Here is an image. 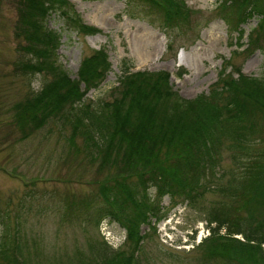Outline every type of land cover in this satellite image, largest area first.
<instances>
[{
	"label": "trees",
	"instance_id": "trees-1",
	"mask_svg": "<svg viewBox=\"0 0 264 264\" xmlns=\"http://www.w3.org/2000/svg\"><path fill=\"white\" fill-rule=\"evenodd\" d=\"M216 1L218 17L227 24L231 36L239 34V41L244 36L243 26L258 17L257 37L250 35L245 50L254 54L264 35V0ZM127 2L128 8L142 5L148 14L159 16L166 30L188 25L192 16L185 0ZM55 12L72 31L91 36L101 33L85 25L67 0H21L15 35L23 42L20 52L26 60L17 64V69L21 67L32 76L47 74L52 79L18 105L16 119L23 129H40L51 118L63 119L72 128L69 142L83 139L104 163L118 165L120 174L112 177L114 183L100 191L101 204L71 201L66 213L91 215L97 225L105 219L118 221L126 228L130 245L126 253L110 249L104 241L105 248L95 249L96 254L92 246L86 257L77 252L73 264H142L139 256L148 233L142 234V225L151 227L154 222L155 227L162 220L166 197L172 201L183 198L193 205L202 198L200 194L217 190L237 199L238 206L233 215L223 209L211 213L210 222L216 226L196 248L203 254L202 261L243 264L245 258H258L264 263V152L248 160L243 172L248 182L241 191L207 180L216 175L225 138L230 137L232 146L243 151L256 136L264 142V134H257L264 126V80L247 76L241 69L236 78L223 66L208 95L187 99L175 89L167 71L133 72L124 60L113 100L93 104L85 97L100 88L110 71L107 54L99 50L85 58L78 78L72 80L59 63L61 37L48 25ZM122 174H135L138 180L130 183L125 176L121 179ZM206 187L208 190H203ZM153 188L155 194L151 195ZM3 237L0 234L2 264H35L32 254L40 259V245L26 256L22 238L15 235L12 242L4 244Z\"/></svg>",
	"mask_w": 264,
	"mask_h": 264
},
{
	"label": "rangeland",
	"instance_id": "rangeland-1",
	"mask_svg": "<svg viewBox=\"0 0 264 264\" xmlns=\"http://www.w3.org/2000/svg\"><path fill=\"white\" fill-rule=\"evenodd\" d=\"M69 1L86 24L103 33L84 36L68 29L59 12L53 13L48 25L61 37L59 63L72 80L78 77L81 62L99 50L106 52L112 66L100 88L86 94L87 102L113 100L124 60L132 71L170 72L175 89L187 99L208 95L223 66L236 78L241 69L247 76L264 80V35L254 54L245 52L250 35L257 37L258 17L243 26L239 41V34L231 36L218 17L216 0H185L193 13L189 24L169 30L145 6L128 8L127 0ZM20 2L0 0V234L5 237L1 242L19 236L26 256L40 245V259L32 254L35 264H73L77 252L86 257L92 246L96 254L95 249L105 248L104 241L110 249L128 253L127 230L120 222L105 219L97 225L91 215L66 213L71 201L101 204L100 191L114 183L112 177L120 174L118 165L104 163L83 139L69 142L72 128L63 119L51 118L40 129L18 125V105L52 79L17 69L26 60L20 52L23 42L15 35ZM257 134H264V126ZM244 148L232 146L230 137L225 138L216 175L208 182L241 191L248 182L243 178L244 167L251 156L264 152V142L256 136ZM123 176L130 183L138 180L135 174H122L121 179ZM150 194H155V188ZM199 197L193 205L183 198L163 200L162 220L152 230L142 225L143 232H148L140 255L142 264H208L196 248L216 226L210 215L216 209L233 215L238 203L218 190ZM243 260V264H264L258 258Z\"/></svg>",
	"mask_w": 264,
	"mask_h": 264
}]
</instances>
